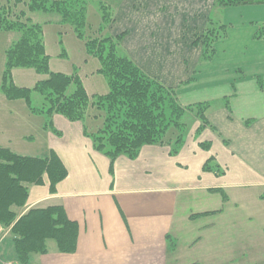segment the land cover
Segmentation results:
<instances>
[{
  "label": "crops",
  "instance_id": "0c3cea01",
  "mask_svg": "<svg viewBox=\"0 0 264 264\" xmlns=\"http://www.w3.org/2000/svg\"><path fill=\"white\" fill-rule=\"evenodd\" d=\"M155 1L147 0V6H159ZM120 7L126 11L123 3ZM30 13L33 22L43 25L54 71L48 35L60 46L62 33L68 32L58 28L54 14ZM130 14L131 20L137 17L129 29L131 47H125L129 57L176 88L182 104L207 101L209 124L200 128L197 118L190 123L187 117L175 154L167 143L177 134L172 129L166 143L143 145L135 159L124 154L112 159L84 133V124L90 131L102 124L101 117H93L96 110L90 109L85 123L55 113L47 125L46 114H34L24 99L10 100L0 91V148L24 157L54 155L66 172L54 187L46 172L41 183L26 185L25 203L11 207L13 223L0 224V264H264V77L248 76L249 84L241 78L240 88L227 80L233 90L187 103L184 90L201 73L199 58L194 61L197 48L186 42L190 26L184 18L165 14L142 29L147 15ZM123 18L119 13L120 24ZM19 38V32L0 31V85L6 50ZM78 42V65L88 63L92 57ZM193 73L196 78L187 82ZM89 74L87 79L99 75ZM13 79L18 86L33 87L42 75L33 68H15ZM33 99L40 107L35 93ZM50 207H61L72 223L66 250L56 238H47L43 250L20 262L13 239L21 235H14L12 227L30 210Z\"/></svg>",
  "mask_w": 264,
  "mask_h": 264
},
{
  "label": "trees",
  "instance_id": "16d2710c",
  "mask_svg": "<svg viewBox=\"0 0 264 264\" xmlns=\"http://www.w3.org/2000/svg\"><path fill=\"white\" fill-rule=\"evenodd\" d=\"M15 4L24 2L28 12H57L64 23L74 28L76 36L84 41L87 53L101 60L99 73L103 74L109 85L105 95L89 96L78 74L53 72L50 69L51 56L46 51L43 27L35 23L26 11L11 19L9 6L0 8V31L20 33L17 42L6 50L5 70L0 91L10 100L24 99L34 114H46L51 117L57 113L71 121L85 123L92 108L93 117L103 118L100 127L90 131L84 124V133L91 138L97 150L106 153L112 159L124 154L135 159L145 144H164L172 128L177 134L167 143L171 152L177 153L183 143L186 130V114H191L200 122V128L209 124L206 110L207 101L184 105L178 98L176 88L169 87L156 78L148 76L127 57L117 56L114 52L123 39L119 35L117 43L112 39H91L85 37L83 30L88 0H6ZM224 5H249L264 3V0H218ZM27 17L21 21V17ZM125 34V33H124ZM207 38L200 36L194 44H202V55L207 51ZM64 48V47H63ZM65 49L60 56H66ZM106 53V55H105ZM105 56V57H104ZM15 68H33L38 74L47 75L46 79L36 82L33 87H21L15 84ZM74 84L75 89L68 93ZM44 96L48 105L34 106L33 94ZM47 173L52 187L66 175L61 162L52 155L47 158L24 157L7 149L0 148V224L10 226L16 218L12 205L22 206L28 197L31 183H41ZM71 225L61 207L32 209L12 227V232L21 237L14 238L17 258L27 263L29 254L45 248V240L54 237L62 250H66L71 239Z\"/></svg>",
  "mask_w": 264,
  "mask_h": 264
},
{
  "label": "rangeland",
  "instance_id": "374dc122",
  "mask_svg": "<svg viewBox=\"0 0 264 264\" xmlns=\"http://www.w3.org/2000/svg\"><path fill=\"white\" fill-rule=\"evenodd\" d=\"M152 1L153 4L156 3L155 0ZM158 1L159 6L154 7L155 5L147 6V0H126L122 2L124 7H122V10L126 11L121 12L120 6L122 3L120 0H88L87 9L82 13L85 20L83 28L85 37L96 40L110 37L114 43H117L116 38L119 35H123L124 37L118 42L119 45L116 47L114 53L117 56L127 57L137 65L129 57V50L127 51L125 49L126 46L131 47L129 43V29H131L132 22H135L137 17L134 16L135 18L131 20L130 18L132 15L130 12L133 10L138 14L143 13L147 15L144 17L145 22L142 25L139 24L142 29H145L146 26L151 27L153 25L152 22H154L156 18L161 19L165 14H167L168 17L170 15H175V19L184 18L186 27L188 28L189 25L190 27L188 29L192 31L190 37L186 35V42L191 43L197 48L194 61L196 58H199V64H201L198 71L201 73L197 74L200 80L195 83L192 88H185L184 90L183 98L187 103L191 101L214 100L213 98L224 95L229 90H233L229 82L227 83V80L236 83V86L240 88L242 83L240 82L241 78L243 79V83L249 84V82H247L248 76L256 74L264 77V3L230 6L221 4L218 0ZM2 6L10 7L8 11L9 15H11V19L18 17L19 11H26L27 15L30 17L31 13L28 12L27 5H25L24 2L15 4L13 1L7 3L6 0H0V8ZM45 13L54 14L51 18L58 23V28L62 30V32H68L62 33L63 36L60 39V46L55 44V42L53 43V40H51V37L48 35L49 51L53 54L52 68L53 70L55 69L53 72L58 70L68 72L69 75L78 74L82 82L84 80L85 83H83V85L85 84L84 87H87L91 96L107 94L109 92L107 79L103 74L98 72L101 68V60L98 57L89 55L92 58H90L88 63L85 62L78 65L82 59L77 49L79 38L76 36L74 28L71 24L64 23L61 15L57 12ZM119 13L124 15L121 24L118 21ZM26 18L25 16L20 19L21 21H25ZM150 32L151 31H148L147 33ZM204 34L210 35L211 39L207 38V51L203 57L202 44L196 45L194 41L200 36L203 37ZM125 38H127V40ZM124 39L126 41H123ZM83 42L85 43V40ZM63 44L64 48L62 46ZM121 46L123 48H120ZM63 49L66 51V56L61 58L63 56L60 57L56 55V52L59 50L58 54H61ZM86 63L87 65L85 66ZM139 68L143 70L141 67ZM240 68L241 70H239ZM143 71L150 76L145 70ZM92 72L99 75L87 79V75H90L89 73ZM190 73L191 71L187 70V76H189ZM194 73L190 75L187 82L196 78V76H193ZM41 75L43 80L47 78L45 74ZM74 89L75 86L72 84L68 88V93H72ZM95 92L98 93L93 94ZM35 97L40 107L49 104V101H45L44 96L40 93L35 92ZM186 117H188L190 123L193 122L194 116L186 114ZM101 119L103 122V118ZM171 130H169V133Z\"/></svg>",
  "mask_w": 264,
  "mask_h": 264
}]
</instances>
